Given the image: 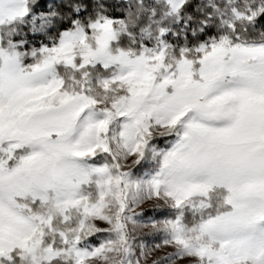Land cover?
I'll use <instances>...</instances> for the list:
<instances>
[{"label": "snow or ice", "instance_id": "1", "mask_svg": "<svg viewBox=\"0 0 264 264\" xmlns=\"http://www.w3.org/2000/svg\"><path fill=\"white\" fill-rule=\"evenodd\" d=\"M39 2L0 0V264H264V0Z\"/></svg>", "mask_w": 264, "mask_h": 264}, {"label": "trees", "instance_id": "2", "mask_svg": "<svg viewBox=\"0 0 264 264\" xmlns=\"http://www.w3.org/2000/svg\"><path fill=\"white\" fill-rule=\"evenodd\" d=\"M57 3H58V0H40L39 6L35 8L36 15L39 16L41 14H47L50 10L54 9ZM108 14L114 19L124 18V16L126 15V2H123V0H111V2L109 3V13ZM260 25H261V28H264V19H261ZM69 26L70 25L67 23V21L63 23H60L59 21H57V27L59 28L60 31L66 30V28ZM25 31L27 32L28 29H25ZM49 32L54 35L56 32V29L55 28L49 29ZM168 38L170 42H173V43L181 42V41L174 39L171 36H169ZM17 39H20V37H17ZM27 39L30 42L29 47H31L33 44L35 46H39V43L41 40H44V42L46 43L48 42V40L42 34H32L31 32H28ZM159 143L161 146H163V141H159ZM145 167H147V165H145ZM167 214L168 213L164 211L155 212V213L151 211H146L145 218L154 216L156 219H161V218H164V216H166ZM92 239H93V243H98V241H96L95 238H92ZM143 240L149 247H151L153 244L161 243L160 237H152V236L144 235ZM167 253L169 252L161 253L159 254V256H164ZM177 264H181V263L177 261Z\"/></svg>", "mask_w": 264, "mask_h": 264}, {"label": "rangeland", "instance_id": "3", "mask_svg": "<svg viewBox=\"0 0 264 264\" xmlns=\"http://www.w3.org/2000/svg\"><path fill=\"white\" fill-rule=\"evenodd\" d=\"M144 218H145V217H144ZM145 219H147V218H145ZM161 219H162V218H161ZM101 226L103 227L104 225L101 224ZM172 251H174V248H173L172 246H164L163 248L158 249L157 251H155V252L149 257V259H148V264H151V261H152L153 259H156V257L159 256V254H161V253H166V252H172ZM179 263H181V262L179 261Z\"/></svg>", "mask_w": 264, "mask_h": 264}]
</instances>
